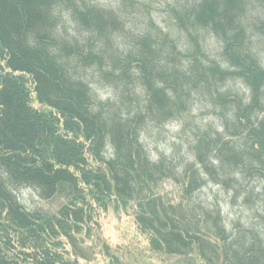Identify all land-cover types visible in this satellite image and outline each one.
Listing matches in <instances>:
<instances>
[{"label":"trees","instance_id":"16d2710c","mask_svg":"<svg viewBox=\"0 0 264 264\" xmlns=\"http://www.w3.org/2000/svg\"><path fill=\"white\" fill-rule=\"evenodd\" d=\"M156 8L0 0V264H89L95 242L106 264H264V0ZM128 208L141 240L112 247L101 220Z\"/></svg>","mask_w":264,"mask_h":264},{"label":"rangeland","instance_id":"374dc122","mask_svg":"<svg viewBox=\"0 0 264 264\" xmlns=\"http://www.w3.org/2000/svg\"><path fill=\"white\" fill-rule=\"evenodd\" d=\"M98 3L104 5L114 4L116 0H96ZM147 3L151 4L153 7V16L163 14L161 11L158 12V7H162L163 0H145ZM171 1V0H169ZM163 10V9H162ZM193 115L196 117V120L200 119L199 112L194 111ZM178 132V128L176 126H167L162 130H154L150 135L145 138V142L151 154L157 156L158 153H166L169 154L171 149V142L174 140L176 133ZM171 188L169 185H165V189L169 190ZM213 189V188H212ZM206 194H210V189L204 191ZM17 197L19 201L29 210H40L43 212L53 213L55 212L62 204V201L59 198H53L50 200H43L38 197V195L30 189H20L17 192ZM224 214L227 218L235 217L238 215L236 209H231L230 207L223 205ZM245 218H251L253 213L251 214L249 211L243 213ZM101 234L105 240L111 246L117 244H124L126 242L137 243L141 240V238L137 237L135 233V225L133 223V211L131 208L126 210V214L124 212L114 211L109 209L105 214L104 218L101 220ZM96 243V244H95ZM93 244L88 243V245H92L94 249H89L87 244H85L83 249V254L86 260H88L89 264H106V259L104 255L99 250V243L95 242ZM140 243V242H139ZM141 244V243H140ZM126 245V244H124ZM116 256H120L117 254ZM122 257V256H121ZM121 257H118L122 259ZM126 259V257H123ZM158 264V263H157Z\"/></svg>","mask_w":264,"mask_h":264}]
</instances>
